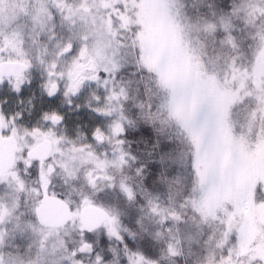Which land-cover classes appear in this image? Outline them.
I'll return each instance as SVG.
<instances>
[{
  "label": "snow or ice",
  "instance_id": "snow-or-ice-1",
  "mask_svg": "<svg viewBox=\"0 0 264 264\" xmlns=\"http://www.w3.org/2000/svg\"><path fill=\"white\" fill-rule=\"evenodd\" d=\"M181 260L264 264V0H0V264Z\"/></svg>",
  "mask_w": 264,
  "mask_h": 264
},
{
  "label": "rangeland",
  "instance_id": "rangeland-1",
  "mask_svg": "<svg viewBox=\"0 0 264 264\" xmlns=\"http://www.w3.org/2000/svg\"><path fill=\"white\" fill-rule=\"evenodd\" d=\"M57 30L59 31V28ZM33 87H35V85ZM36 89L38 93L36 92L37 100L35 101V103L37 104L38 107H41L42 105L39 99V89L35 88V90ZM30 91L32 90L29 89L26 95H29ZM82 99L83 98H81V101H78V102H82ZM52 103H59V100L53 101ZM43 106L46 107V105H43ZM64 111H66L67 113V122H68L70 129H74L77 124L79 125L89 124L90 125L92 123V120L90 119L91 114L86 109H81L79 111H68L67 108L65 107Z\"/></svg>",
  "mask_w": 264,
  "mask_h": 264
},
{
  "label": "trees",
  "instance_id": "trees-1",
  "mask_svg": "<svg viewBox=\"0 0 264 264\" xmlns=\"http://www.w3.org/2000/svg\"><path fill=\"white\" fill-rule=\"evenodd\" d=\"M130 138H134V137H130ZM132 147H133V150H135L137 148V145L136 144H133ZM141 147H142V145H141ZM125 223H127L130 227H135L132 219L125 218ZM145 239H147V238H145ZM137 243L139 245H143L145 243V241L138 239ZM181 264H183L182 260H181Z\"/></svg>",
  "mask_w": 264,
  "mask_h": 264
},
{
  "label": "flooded vegetation",
  "instance_id": "flooded-vegetation-1",
  "mask_svg": "<svg viewBox=\"0 0 264 264\" xmlns=\"http://www.w3.org/2000/svg\"><path fill=\"white\" fill-rule=\"evenodd\" d=\"M35 88V87H34ZM28 92V90H26V93ZM36 92L38 93L37 89H36ZM30 94H31V91H30ZM29 94V95H30ZM37 95V94H36ZM10 105L11 106H15V98L13 97L11 100H10Z\"/></svg>",
  "mask_w": 264,
  "mask_h": 264
}]
</instances>
